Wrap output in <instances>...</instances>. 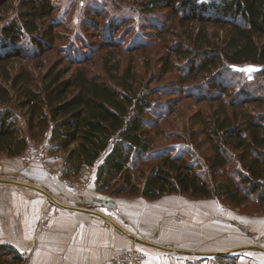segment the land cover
<instances>
[{"label":"trees","instance_id":"trees-1","mask_svg":"<svg viewBox=\"0 0 264 264\" xmlns=\"http://www.w3.org/2000/svg\"><path fill=\"white\" fill-rule=\"evenodd\" d=\"M10 1L0 0V14ZM149 2L151 11L162 2V8L168 11L165 21L152 31L165 42V52L159 57L161 76L178 71L175 77L184 86L200 74L207 77L217 70V76L209 80L215 92L204 97L218 102L219 107L210 108L190 133L191 139L204 135L200 143L206 146L203 163L189 145L177 149L175 145L154 144L156 128H160L166 111L152 110L149 95L159 89L133 92L129 73L118 88L90 74L82 67L84 60H70L66 68H60L59 61L54 63L45 72L42 87L35 82L32 70L23 68L16 73L10 88L23 94L20 104L28 111L30 125L39 118L40 124L49 129L51 150L63 157V178L79 176L95 167L96 190L112 198L138 195L153 200L181 194L217 198L236 207L258 204L264 213V92L255 94L245 83L241 84L244 90L240 96H235L241 99H231L236 92L234 86L226 78L217 81L231 65L258 64L264 72V0ZM18 8V15L9 17L1 32L12 42L31 34L41 54L46 51L45 45L54 44L53 35L42 33L43 41L35 34L44 28L54 10L53 3L19 0ZM10 55L1 54L0 62ZM15 55L19 56V51ZM7 69L3 66L2 70L8 76ZM0 89L2 101L9 88L0 84ZM178 92L185 94L183 88ZM201 113L190 117L192 126L201 119ZM27 144L9 110L0 112V151L17 156ZM192 145L199 148L195 141ZM209 258L210 264H238V254ZM22 260L23 255L14 246L0 243V264ZM202 260L195 262L200 264Z\"/></svg>","mask_w":264,"mask_h":264},{"label":"rangeland","instance_id":"rangeland-1","mask_svg":"<svg viewBox=\"0 0 264 264\" xmlns=\"http://www.w3.org/2000/svg\"><path fill=\"white\" fill-rule=\"evenodd\" d=\"M149 1L51 0L54 10L43 24L44 28L35 35L43 39L42 33L48 32L53 35L54 44L45 45L46 51L41 54H39L41 48L35 44L31 34L25 35L17 42L4 38L1 32L4 23L9 17L17 16L19 13V0L8 2L0 14V55L7 53L11 55L8 59L0 62V84L9 88V94L6 98L1 99L0 112L9 110L20 137H25L28 144L23 153L17 156H10L0 151V179L2 183H20L37 190L42 193L41 195H48L29 180L28 182L24 181L22 175L29 174L30 165L34 161L43 162L46 171H50L51 168L47 161L49 157L60 158L62 156L60 153L52 152L49 141L50 131L46 125L40 124L39 118L32 121L33 126L30 125L28 111L20 104L23 94L16 89H11L10 86L16 73L26 68L32 70L35 82L42 87L45 72L58 61L60 68H66L70 60L82 62L84 60L86 64L82 67L86 68L90 74L97 75L118 88H122V77L129 73L131 76L130 88L133 92L137 89V92L150 93L155 88L159 89L156 94L149 95V100L153 99L152 110L166 111L160 128H156L154 144L160 147L175 145L177 149L186 148L188 147L186 145H189L188 148L194 153H198L201 163H203L206 146L204 143V145L200 143H202L204 135L191 139L190 133L195 126L200 125L210 108L214 110L219 107L218 102L212 103L209 98L204 97L215 92L210 87L209 80L217 76V70L207 77L200 74L196 76V79L189 80V84L184 86L179 78L175 77L178 71L161 76L159 57L165 52V42L157 36L155 37L152 31L154 26L165 21L168 11L162 8L163 2L151 11ZM17 51H19V56L15 55ZM3 66L8 68V76L4 75ZM74 68L72 67L68 73H71ZM112 76L116 78H112ZM222 78H226L234 86L236 92L234 96L233 93L231 94V99H235L237 95L240 96L243 89L241 84L245 83L247 89L255 94L264 92V72L261 65L252 63L231 65L221 72L217 81ZM182 88L185 90V94H179L178 90ZM1 94L2 90L0 89ZM187 95H191V97H185ZM199 96L201 99L198 101ZM236 99L239 100L241 97ZM200 110L202 112L201 119H198L192 126L190 117ZM43 114L47 113L43 112ZM192 141L197 142L199 148L194 149ZM95 171V167L88 168L79 176L94 175L95 180ZM79 176L77 177L79 178ZM106 193L101 192L100 194L111 197ZM176 195L189 200L206 199ZM124 197L142 196L127 195ZM226 206L236 211L239 209L241 214L250 217L264 215L261 211L262 207L258 204L245 207ZM209 259H203L200 264H210ZM196 260H188L186 264H197ZM18 264L31 263L28 257L23 255V260Z\"/></svg>","mask_w":264,"mask_h":264},{"label":"crops","instance_id":"crops-1","mask_svg":"<svg viewBox=\"0 0 264 264\" xmlns=\"http://www.w3.org/2000/svg\"><path fill=\"white\" fill-rule=\"evenodd\" d=\"M47 161L50 171L34 161L22 175L47 196L0 181V243L31 264H108L130 250L144 253L143 264H186L216 254L264 264V215L246 216L214 198H112L96 191L94 175L63 178V158Z\"/></svg>","mask_w":264,"mask_h":264},{"label":"built area","instance_id":"built-area-1","mask_svg":"<svg viewBox=\"0 0 264 264\" xmlns=\"http://www.w3.org/2000/svg\"><path fill=\"white\" fill-rule=\"evenodd\" d=\"M144 253L140 250H130L118 253L108 264H143Z\"/></svg>","mask_w":264,"mask_h":264},{"label":"water","instance_id":"water-1","mask_svg":"<svg viewBox=\"0 0 264 264\" xmlns=\"http://www.w3.org/2000/svg\"><path fill=\"white\" fill-rule=\"evenodd\" d=\"M0 181H1V179H0Z\"/></svg>","mask_w":264,"mask_h":264}]
</instances>
